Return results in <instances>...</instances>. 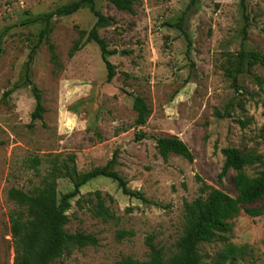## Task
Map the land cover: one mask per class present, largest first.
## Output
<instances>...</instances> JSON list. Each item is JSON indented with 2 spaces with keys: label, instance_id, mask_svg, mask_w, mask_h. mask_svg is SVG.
<instances>
[{
  "label": "rangeland",
  "instance_id": "374dc122",
  "mask_svg": "<svg viewBox=\"0 0 264 264\" xmlns=\"http://www.w3.org/2000/svg\"><path fill=\"white\" fill-rule=\"evenodd\" d=\"M72 1L0 0V139L5 142L0 146V261L13 264L15 257L10 216L18 206L9 199V190L29 192L45 174L46 163L31 167L35 158L74 154L79 171L88 172L105 166L116 150V171L152 204L123 195L111 179L91 181L81 190L83 198L96 191L110 195L119 219L105 223L88 211L94 200L78 205L74 199L66 229L94 234L99 244L64 254L53 264L147 260L149 236L170 256L183 233L184 204L200 195L199 178L238 196L235 171L219 179L225 161L221 150L255 151L264 160V67L239 75L238 84L224 71L229 56L242 48L264 55V0H248L246 11L241 0H196L189 12L190 0H135L132 13L119 11L109 0H96L97 10L110 19L99 34L117 52L109 57L116 71L111 83L95 42L84 39V47L70 56L80 30L89 32L97 22L88 8L54 17L48 40H41L47 23L39 18ZM184 13L190 47L182 31L167 25ZM30 56V77L46 109L43 120L35 122L31 115L36 102L25 85ZM235 85L244 91L238 92ZM135 96L146 98L152 109L143 128L135 126ZM216 111L224 117L218 118ZM240 121L250 123L243 127ZM140 131L147 137L137 142ZM169 135L189 146L193 162L160 156L155 138ZM263 169L257 164L245 170L253 177ZM71 189L69 180L58 181L60 193ZM249 207L262 208L263 213L250 216L243 211L232 221L229 241L250 246L236 264H264V197ZM120 230L134 236L119 241ZM222 246L220 240L202 245L204 262L215 259Z\"/></svg>",
  "mask_w": 264,
  "mask_h": 264
},
{
  "label": "trees",
  "instance_id": "16d2710c",
  "mask_svg": "<svg viewBox=\"0 0 264 264\" xmlns=\"http://www.w3.org/2000/svg\"><path fill=\"white\" fill-rule=\"evenodd\" d=\"M248 0H241L243 11L247 10ZM109 2L119 11L132 13L134 11L135 0H109ZM196 0H190L187 12H189ZM83 8H88L97 18L94 27L89 31L80 30V39L77 40L70 51V56L84 47L85 42H95L101 51L102 59L106 65L108 74L107 82L111 83L116 75L115 65L109 61L111 55L116 54L115 50H110L106 39L102 38L98 29L110 25V19L100 13L96 8V0H76L61 5L52 12L39 18L46 22L45 29L41 32V40L50 36L51 21L54 17H65L79 12ZM184 13L176 23L167 24L182 31L191 42L188 34L184 30ZM247 24L244 27V34H247L248 16L244 15ZM86 39L85 42L83 40ZM53 60L56 61L55 48L51 45ZM3 53L0 40V58ZM33 56H30L27 64L25 85L31 87L35 99V109L31 115L32 122L42 121L46 111L43 106V99L40 90L33 83L30 73ZM227 67H224L225 74L238 84V76L251 73L252 69L260 65L264 67V55L260 52L242 48L238 52L229 56ZM238 92L244 88L238 85ZM264 106V102H263ZM133 110L136 112L135 126L146 127L152 115V109L146 98L135 96L133 99ZM218 118L224 117L221 112L216 111ZM243 127L250 122L240 121ZM145 132L136 134L137 142L146 139ZM156 149L160 156L166 161L171 155L179 156L189 162H193L195 157L189 146L178 136H161L155 138ZM5 142L0 139V146ZM225 158L220 181L226 177L230 170L236 172L233 184L238 192L237 197H233L223 190L216 189L202 181L199 188L200 195L191 202L184 204V229L182 235L175 244L176 251L170 256H166L162 248H159L154 240V236L147 238L149 247V258L147 260H137L132 257L123 258L115 264H236L238 259H243L250 250L249 245L239 246L229 241V235L233 230L232 221L239 217L244 211L250 216L261 215L262 208L254 209L249 205L259 201L264 197V169L256 176H250L246 172V167L261 165L264 166L263 155L255 151L243 152L236 147H227L221 150ZM61 154L51 156L46 160L35 158L31 162V167L37 169L44 163L47 164L45 174L41 176L40 184L33 190L26 192L21 189L11 188L9 199L18 206L10 216L11 231L15 257L13 264H53L64 254H71L74 250H80L89 246H97L99 239L94 234L77 231L70 233L66 226L69 223L68 211L71 203L78 198L77 204L82 201H95L93 208H88L91 215L105 223L116 222L118 217L112 209L114 199L110 195H103L96 191L89 194V199L83 198L82 188L91 181L104 177L117 183L123 195L136 198L146 204H152L139 191L129 188L127 180L116 171L119 164V151L116 150L112 159L103 167H97L88 172H80L74 154ZM67 179L72 184V189L60 193L58 181ZM108 201L110 205H107ZM158 205V204H154ZM134 236V232L120 230L117 239L122 241L126 237ZM220 240L223 246L218 256L210 263H205L200 253V248L204 244L214 243ZM0 264H8L2 263Z\"/></svg>",
  "mask_w": 264,
  "mask_h": 264
}]
</instances>
